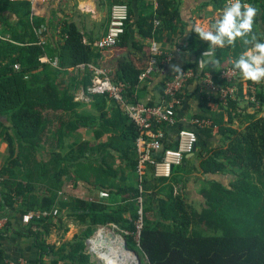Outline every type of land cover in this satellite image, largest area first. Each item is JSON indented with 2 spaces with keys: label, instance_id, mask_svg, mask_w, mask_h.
Segmentation results:
<instances>
[{
  "label": "trees",
  "instance_id": "trees-1",
  "mask_svg": "<svg viewBox=\"0 0 264 264\" xmlns=\"http://www.w3.org/2000/svg\"><path fill=\"white\" fill-rule=\"evenodd\" d=\"M225 2L204 0L200 11L212 7L221 12ZM245 2L259 9L254 32L264 37V0ZM180 5V0H158L155 9L142 7L136 22V11L129 7L126 32L118 45H129L135 24L139 39L134 47L141 49L147 41L165 46L167 39L172 41L185 30ZM48 27L45 16L33 13L31 0H0V117L7 120H0V144L6 142L9 151L0 168V218H9L0 231V264H11L2 242L17 215L21 214L23 221L31 212L53 213L56 209L57 216L22 223L25 231L21 234L34 240L41 264H98L88 252L87 242L100 228L110 225H115L116 232L126 236L129 246L137 247L150 264H264V116L260 117L263 111L251 114L241 106L246 80L241 77L238 83L237 100L230 98L224 103L202 95L203 111L214 125L200 129L198 147L202 139L217 136L221 143L200 155V170L191 166L193 159L186 158L170 179L156 178L150 168L140 180L139 128L116 100L90 94L93 73L87 67L79 69L99 54L84 43L75 22L62 21L60 29L56 27L57 38L55 30L43 39L42 35L49 34ZM210 48L191 31L186 49L196 60L184 69L198 70L199 57ZM244 50L239 39L235 46L217 47L211 60H218L219 65L207 63L205 72L224 83L222 70L226 64L233 67L232 61ZM43 56L56 65L41 62ZM155 58L162 68L164 51ZM142 73L124 58L114 78L125 85L126 100L140 102ZM173 77L165 74L158 85L160 103L165 83ZM248 82L257 85L264 107V86ZM81 91L90 96L89 102L77 100ZM185 95L183 90L181 96ZM211 101L220 104L219 110L210 107ZM166 127L155 124L154 129ZM82 128L92 130L93 138L83 139L78 134ZM196 171L234 177L228 187L218 181L205 182L202 211L187 194ZM77 190L81 192L76 194ZM141 199L144 227L139 231ZM235 211L251 217L252 225L243 234L232 226L229 215ZM65 218L80 231L59 244L49 242L54 228H62L63 236L69 231ZM206 229H216L221 236L204 237ZM49 255L53 260L47 262L44 258Z\"/></svg>",
  "mask_w": 264,
  "mask_h": 264
},
{
  "label": "crops",
  "instance_id": "crops-1",
  "mask_svg": "<svg viewBox=\"0 0 264 264\" xmlns=\"http://www.w3.org/2000/svg\"><path fill=\"white\" fill-rule=\"evenodd\" d=\"M120 2L127 3L129 7H132L136 13L134 21L138 20V12L142 7L151 6L154 9L157 8L158 0H119ZM180 16L185 25L183 33H178L172 41L166 40V45L162 46L157 44L161 50L164 51L166 58L169 60L166 62L164 70L169 76H175L177 73L172 71V66L176 65L183 70L185 66L196 60V57L192 56L187 51V45L191 36V27L195 22H201L205 25H211L216 18L220 15V12L213 11L212 7L205 9L204 12L200 11V6L204 0H180ZM114 3L113 0H52L51 2L39 1L33 3V13L47 18L49 24V34L43 35L46 39L52 35V32L60 29L62 21L75 22L80 29L84 43L91 45L95 54H99L97 59H94L90 65H94L100 68L108 69L113 77H116L118 71L121 69L124 58H127L132 62L133 67L139 71H146L155 67V71L151 72L147 79L142 82L140 86L141 96L138 95L139 101L143 104L153 103L158 105L161 101V91L158 89V85L165 77L161 71L160 65L157 63L155 56L152 53V44L154 41H147L143 48L134 47V42L139 39L138 32L135 24L131 27V37L129 39V45L127 47H121L119 45L109 48L104 51H100L96 43L97 41L107 33L110 18H111V6ZM261 29L264 33V23L261 22ZM54 34L56 38L59 32L56 30ZM213 57V56H212ZM212 57H208L211 60ZM232 60V58H231ZM227 67L229 66L226 64ZM83 70L84 68H79ZM73 70L70 69V72ZM75 72V71H74ZM65 85V80L61 81ZM264 86V81L260 82ZM246 84V82H245ZM245 87V86H244ZM82 94L81 92L79 93ZM78 94V95H79ZM187 96V102L184 107L178 110L177 122L175 125H168L164 132L163 143L165 147L172 148L179 142V133L181 129H189L199 132L200 129L193 124L195 117H209L203 111V96L201 92L200 83L194 82L185 89ZM80 100H83L82 98ZM85 101V100H83ZM246 102V103H245ZM241 105L246 108L249 113L253 114L258 111L254 105L249 103L246 99ZM210 107L217 111L220 104L216 101L210 102ZM262 107L260 111H263ZM264 116V111L260 112V117ZM211 118V117H209ZM89 129V128H85ZM92 132V137L93 131ZM81 133V132H80ZM83 139H90L89 136L82 133ZM221 137L217 136L213 139H202L197 149L196 155L190 157L193 159L191 166L201 168L200 155L207 149H215L220 146ZM162 153H157L156 156L161 157ZM234 177L225 174H207L204 175L200 171H196L192 175L191 181L188 182L187 194L192 203L199 210H203L205 207V198L201 194V188L208 181H218L224 186H229ZM206 182V183H205ZM12 221V220H11ZM12 225L8 227L6 239L2 242V248L5 250L6 255L10 261L19 259H26L29 264H41L40 250L35 245L32 238L23 236L21 233L25 231L22 221V215H17L16 221H12ZM50 242V241H49ZM47 262L53 260L52 255L45 256ZM93 259V258H92ZM94 260V259H93ZM100 264V262H97Z\"/></svg>",
  "mask_w": 264,
  "mask_h": 264
},
{
  "label": "built area",
  "instance_id": "built-area-1",
  "mask_svg": "<svg viewBox=\"0 0 264 264\" xmlns=\"http://www.w3.org/2000/svg\"><path fill=\"white\" fill-rule=\"evenodd\" d=\"M31 1L36 3L39 1L51 2L52 0ZM110 13L111 18L107 33L96 43V46L100 51L107 50L119 44L122 36L126 32V23L129 19L130 8L128 4L124 2L113 3ZM157 24L159 23L157 22ZM43 39L46 38L43 36ZM152 53L155 57L163 54V51L155 42L152 44ZM208 57L212 56L203 57V55H201L199 57L198 70L183 69L182 74H176L171 80L166 81L163 100L160 104L155 106H149L141 102L133 103L126 100L124 96L125 85L122 82H117L108 69L96 67L90 64L79 66V68L87 67L93 73L92 85L88 89L89 93L93 95H108L110 98L116 100L132 122L139 128L140 135L136 141V146L138 154L137 169L140 180H143V176L147 175L146 171L150 168L154 169L156 178L170 179L173 176L175 169L182 166L185 159L197 151L199 144V135L197 131L181 129L179 133L178 147L167 148L163 143L164 132H162V129H154L155 124L167 126L176 124L178 110L184 107L187 102V96H181V92L184 90L185 93V89L190 84L194 82L200 83L201 92L208 95L210 99L214 97L220 99L224 103H227L230 98L233 100L238 99L240 92L238 83L241 82V75L239 71L232 66L224 68L221 73V79L224 83H218L212 73L205 72ZM201 60L204 62L202 63ZM168 61L169 60L165 58L162 62L163 66L161 71L164 75L166 74L164 67ZM41 62L56 65L51 62L48 56H43L41 58ZM16 67L20 68V63L16 64ZM153 71H155V67L144 71L140 76V80L144 81ZM81 93V95H78L77 100L82 98L83 100L89 102L90 96L86 95L84 91H81ZM244 94L246 95L245 99L249 103H253L257 110L262 108V102L258 98V87L256 84H250V82L246 81ZM193 124L199 129H206L212 127L214 125V121L212 118L195 117ZM157 153H162L163 155L158 157L156 156ZM141 204L142 208L140 210V214L142 215V218L138 223L139 231H141L144 227L143 199H141ZM52 214L57 216L59 214V210L56 209L53 213L48 211L43 213L31 212L24 216L23 221L25 224H29L33 219H42L44 217L51 216ZM8 223L9 218H0V231L3 230ZM110 226L116 228L115 225ZM105 229L106 227H102L99 230ZM95 238L96 236L89 239L90 242H87L89 246H91V242ZM99 259L103 262V264H106L102 258L99 257ZM10 263L29 264L24 258L10 261Z\"/></svg>",
  "mask_w": 264,
  "mask_h": 264
},
{
  "label": "clouds",
  "instance_id": "clouds-1",
  "mask_svg": "<svg viewBox=\"0 0 264 264\" xmlns=\"http://www.w3.org/2000/svg\"><path fill=\"white\" fill-rule=\"evenodd\" d=\"M258 11L257 7L245 0H226L220 15L210 26L195 22L190 29L211 45L203 52V57L214 56L217 47L235 46L239 39L245 50L232 61L233 67L239 71L242 79L254 83L264 81V37L254 32ZM208 63L219 65L216 59ZM172 71L182 74L181 68L176 65L172 66Z\"/></svg>",
  "mask_w": 264,
  "mask_h": 264
},
{
  "label": "rangeland",
  "instance_id": "rangeland-1",
  "mask_svg": "<svg viewBox=\"0 0 264 264\" xmlns=\"http://www.w3.org/2000/svg\"><path fill=\"white\" fill-rule=\"evenodd\" d=\"M86 102H88V101H86ZM263 111H264V108H263ZM79 133L81 135H83L82 133H84L87 136H89V138H93L92 137V132H91L90 129L82 128L81 130H79ZM2 142L3 143L0 144V168H1V165L5 161L6 155L7 156L9 155V151H8V147H7L6 142H4V141H2ZM80 192H81V190H77L76 194H79ZM66 196L68 198V197H70V194H67ZM229 217H230V220L232 221V226L235 229H237L241 234H243L244 231L248 230L250 228V226L252 225L251 217H247L245 215L239 214L238 211H235L233 214L230 213ZM64 221H65V224L66 223L68 224L69 231L63 236V231L64 230L62 228H54L53 234H52V236L49 239L50 242L59 244L63 240L72 239L73 236L80 231V227L78 225L72 224L71 222L67 221L66 218H65ZM106 228H107L106 230H111L112 232H114L118 236L124 237L123 235H120L119 233H117L116 229L113 228L112 226H108ZM206 230H205V233L203 234L204 237L216 238V237H220L221 236V233L216 231V229L214 231H212V230H210V231L207 230L206 231ZM102 231L101 230L97 231L96 232L97 234L95 236L97 237L98 235H100V236L106 238L107 235L104 234ZM61 237H63V238H61ZM91 247L92 246H89L88 243H87V249H88V252L91 253L92 258L94 260H96L97 262L99 261L100 264H103V262L99 259L100 256L98 257V255L95 252L92 251ZM133 248L138 250V248L135 247V246ZM93 249H94V246H93ZM140 254H141V257H142L143 264H150L148 258L146 256H144L142 253H140ZM102 259L105 262L106 259L105 258H102Z\"/></svg>",
  "mask_w": 264,
  "mask_h": 264
},
{
  "label": "bare ground",
  "instance_id": "bare-ground-1",
  "mask_svg": "<svg viewBox=\"0 0 264 264\" xmlns=\"http://www.w3.org/2000/svg\"><path fill=\"white\" fill-rule=\"evenodd\" d=\"M106 229L101 230L107 235L106 238L98 235L95 238L96 242L94 240L91 242L92 249L94 246L93 251L101 258H105L107 264H140L137 253L125 248L124 237Z\"/></svg>",
  "mask_w": 264,
  "mask_h": 264
},
{
  "label": "water",
  "instance_id": "water-1",
  "mask_svg": "<svg viewBox=\"0 0 264 264\" xmlns=\"http://www.w3.org/2000/svg\"><path fill=\"white\" fill-rule=\"evenodd\" d=\"M0 120H2L3 122H7L6 119H2L1 117H0ZM197 149H198V148H197ZM196 152H197V151H196ZM196 152L193 153V154H191L190 156H188V158H190L191 156L194 157V156L196 155ZM112 227H113V226H112ZM113 228H114V227H113ZM113 233H114V232H113ZM88 242H90V240H88ZM124 246H125V248H126L127 250H131V251L136 252L137 255H138V258H139V263H140V264H143L142 257H141V254H140L139 250H137V249H135V248H131V247L129 246V241H128V238H127L126 236H124ZM106 264H107V263H106Z\"/></svg>",
  "mask_w": 264,
  "mask_h": 264
}]
</instances>
